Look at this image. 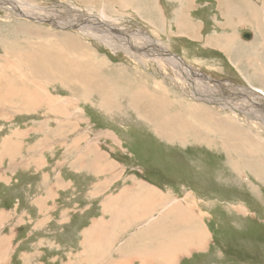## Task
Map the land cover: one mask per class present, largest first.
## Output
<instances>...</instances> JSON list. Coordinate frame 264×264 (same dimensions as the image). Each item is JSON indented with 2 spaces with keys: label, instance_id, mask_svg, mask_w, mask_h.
<instances>
[{
  "label": "rangeland",
  "instance_id": "obj_1",
  "mask_svg": "<svg viewBox=\"0 0 264 264\" xmlns=\"http://www.w3.org/2000/svg\"><path fill=\"white\" fill-rule=\"evenodd\" d=\"M32 1L41 7H50L49 10L53 12L61 8L68 25L58 26L47 20L31 18L30 13H21L22 9L19 8L22 7L16 9L12 4L7 5L0 0V264L70 263L64 262L67 256L70 261L73 254L69 252L70 247L66 244L72 245L70 241L78 239L69 235L76 232L84 221L78 219L62 223L66 217H63L64 211L66 214H74L73 207H70L74 195L71 190L58 188V183L62 181V168L57 165V153H62L69 141L75 139L76 133H80V138L93 136L105 137L107 142L112 140L108 142V150L115 159L123 163V170L127 171V175L131 172L143 175V168L156 169V177L160 179L152 180L157 181L171 196L169 200L162 197L163 205L160 206L163 213L160 211L156 214V236L158 239H168V242L158 244L156 251L164 243V247L169 250L181 248L180 245L186 243L187 234L191 243L198 238L196 243L200 244V234L188 228V223H198L193 216L184 214L171 217L168 224L163 221L166 219L163 216L177 210L180 201L185 199L188 209L193 212L196 210L199 218L207 216L209 242L203 251H195L196 247L185 246L184 249L191 248L178 256L191 249L194 252L185 256L180 264H264V176L261 173V161L255 158L250 163L241 162L242 165L236 166V161L244 157L223 145L222 132H205L204 135L208 134L211 138L205 141L196 137L201 129H183L180 132L181 139H170L159 135L154 128L156 121L178 111L186 116L184 119H190L197 124L196 118L202 109L207 111L203 125H207L209 114L216 118L231 117L233 121L235 116L242 131L252 129L264 139V124L254 119L255 116L248 109L251 106V110L255 112L257 109L254 106L261 104L258 110L264 113V92L259 91L263 94L261 98L255 91L249 90L251 87L264 90V87L236 80L231 85L228 78H225H233V70L228 69L229 67L209 69L200 63L192 64L191 60L188 61L182 55L173 54L167 38L162 37L156 28V12L151 13L149 23L141 12L138 13L141 18L132 13L111 12L108 9H112V6L102 0L99 4L97 0H77L81 2L79 4L71 0ZM161 14L162 16L158 13L157 21L164 28L165 17ZM103 15L110 23L107 20L99 22ZM84 25H94L97 30L108 27L110 33L114 34L111 37L116 40L121 39L119 36L130 37L133 30L137 34L150 36L148 41L153 48L151 50L157 51V48L164 47L168 52L163 50L156 55L167 61L161 60L160 68L155 59L141 61L135 55L127 54L125 50H114L95 38L96 35L83 34ZM112 29H115L114 32ZM120 29L125 30L123 32ZM161 31L165 32L164 29ZM64 33L65 36L76 33L83 40L81 43L88 45L89 54L83 55L84 58L78 56L73 49V55L68 59H77L75 63L91 70L99 77L98 81L82 82L70 78L69 74L63 79V75L58 77L54 72L45 74L33 71L28 66L17 68L20 64L19 59L14 57V51L23 49L22 52L36 51L40 55L43 49L40 47L42 37L48 35L60 38ZM41 57L44 58L43 55ZM174 57H179L187 64L186 70L192 67L208 77L210 83L215 84V87L219 86L221 94L245 93L243 99L233 95L224 97L232 102L231 105L239 106L240 111L233 113L209 98L198 100L188 85L181 82L182 66L174 65V69L169 66L171 58ZM68 68L72 69L70 66ZM141 82L146 83L145 88L148 86L153 96L159 94L158 98H165V107L156 108L155 117L149 119L143 115L153 111L154 107L150 103L139 105L142 115L132 105L134 92L136 87L140 88ZM11 88L15 91L11 92ZM104 99L114 101L115 107L104 106ZM252 121L256 124L252 125ZM34 123L43 126L32 129L31 125ZM28 129L32 132L26 134ZM139 135L142 136L137 137ZM58 136H64V140ZM123 137L126 141L121 145L120 138ZM68 149L72 150V147L67 148L66 152ZM42 155L41 162L36 163V158ZM32 158L36 164L29 169L27 166ZM16 168L17 173L14 172ZM69 170L72 171L71 168H66V171ZM65 174V180L72 176ZM143 176L149 179L147 174ZM162 195L169 196L165 193ZM77 216L81 218L76 213ZM115 238V246H121L123 238ZM88 239L86 248L98 241L101 243L95 247L98 250L106 245L100 237ZM60 243L63 245L60 246ZM73 247L82 250L77 240ZM86 252L87 250L84 251ZM74 256H79L75 264H105V261H109L106 257L96 262L91 261V256L79 252ZM248 256L250 257L246 258ZM204 260L206 262L202 263ZM167 261L176 264L174 259Z\"/></svg>",
  "mask_w": 264,
  "mask_h": 264
},
{
  "label": "crops",
  "instance_id": "obj_2",
  "mask_svg": "<svg viewBox=\"0 0 264 264\" xmlns=\"http://www.w3.org/2000/svg\"><path fill=\"white\" fill-rule=\"evenodd\" d=\"M99 1L97 0L98 4ZM102 1H106L107 5L112 6V9H108L111 12L132 13L140 18L138 13L141 12L142 16L147 17V21L150 19L151 13L156 12V28L162 37L167 38L166 41L175 51L169 48L173 54L182 55L188 61L191 60L192 64L199 65L200 63L209 69L229 67L228 69L233 70V78L229 76L225 78H228V83L231 85H234L236 81H244L264 87V0ZM71 2L81 3L77 0H71ZM158 13L161 16V13L164 14V28L159 26ZM145 26L148 28L147 25ZM150 26L152 25L150 24ZM161 29H164L165 32H162ZM214 61L216 63H210ZM42 126L40 123H34L31 128L37 129ZM30 132L32 130L28 129L26 134ZM79 136L80 133H76L75 139L72 138L71 141L67 139L68 146L63 148L61 154L59 151L57 153L59 158L57 165L62 168L60 171L62 181L58 183L60 185L58 188L59 190H71L74 195V201L70 205L74 209V214H66L64 211L63 217L65 215L66 217L63 218L62 223L78 219L84 221L81 222L83 225H80L81 227L76 232L69 235V237H78V239L70 241L72 245L66 244L70 247L69 252L73 254L70 261L68 256L67 258L63 257L66 258L64 262L75 264L79 256L74 255L79 252L93 257L95 262L104 256L109 259L105 264H156L157 262L158 264H170L171 262L168 263L167 258L159 259L156 258V255L154 256L156 246L162 244L163 241L168 242V239L162 240L156 236V214L160 211L163 213L162 197L165 200H169L171 197L156 183L157 181L152 180L153 178L160 179L156 177V169L145 170L143 168V175L147 174L149 179L138 172H131L127 175V171L123 170V163L115 159L111 151L108 150V142H112V140L107 142L105 137L80 138ZM130 137L127 136V138ZM58 138L64 140V136L62 138L58 136ZM125 141L124 137L121 138L120 144L123 145ZM69 147H72V150L68 149L66 152ZM42 157L43 155L36 158V163L41 162ZM33 159L27 168L30 169L33 166L35 163ZM66 168H71L72 171H66ZM14 172L17 173L18 168ZM65 173L72 174L70 177L73 180L71 178L65 180L67 177ZM161 192L169 196H164ZM116 207L120 211H117ZM189 208L191 209L190 206ZM76 213L81 218L76 217ZM196 213V210L193 212L192 209L191 211L188 209V204L184 199L180 201L177 210L163 216L166 218L163 220L166 224L171 222V217H180L184 214L193 216L198 222L193 223L194 225L188 223V228L190 231L195 230L200 234V244L196 243L198 238L191 243L190 236L187 234L186 243H182L181 248L169 250L164 247L161 250V253L166 255L172 252V259L176 264H180L185 256L194 252V249L178 256L179 253L186 252L191 247H196L195 251H203L209 242L208 218H206L207 216L199 218ZM89 237L93 239L100 237L104 239L106 245L98 250L94 246L90 247L91 243L86 248V239ZM115 237L123 238L121 246H115L117 244ZM76 240L81 244L82 250L73 247ZM100 244L99 241L94 243V245ZM62 245L60 243V246ZM185 246L191 247L184 249ZM85 250H87L86 253H84ZM157 250H160L159 247ZM150 255L152 257H149Z\"/></svg>",
  "mask_w": 264,
  "mask_h": 264
},
{
  "label": "bare ground",
  "instance_id": "obj_3",
  "mask_svg": "<svg viewBox=\"0 0 264 264\" xmlns=\"http://www.w3.org/2000/svg\"><path fill=\"white\" fill-rule=\"evenodd\" d=\"M1 2H4L7 5L12 4L13 6L16 7V9H17V7L18 8L22 7V8H19L20 10L22 9L21 13L24 12L25 15H28V13H30L29 17H31V18L34 17V19L36 18V19L47 20V21L54 23L58 26H65V25L67 26L68 25L67 22L63 18L61 8L58 9V11L54 10L55 12H53V11L49 10L50 7H46V8L41 7L40 5H37L36 3H34L32 0H1ZM47 18H49V19H47ZM105 20H107V18L104 15H103V18H99V22L100 21L104 22ZM107 21H108L107 23H110L109 20H107ZM112 23H114V22H112ZM107 28L97 30L94 25L93 26H88V25L85 26L84 25V27L82 29V33L83 34L96 35L95 38L101 40L102 42H104L105 44H107L108 46L113 48L114 50H116V49L125 50V52H127V54L135 55L141 61L143 59H149V60L155 59L156 62H158L159 64L161 63V60L167 61L164 57L162 59V57H160L159 55H156L157 52H160L163 50L167 51L164 47H161L160 49L157 48V51H156V49L151 50L153 48L151 47L150 42L148 41V37L150 38V36H146L144 34L143 35L137 34V32L135 30H133L132 31L133 33L130 37L129 36H127V37L119 36V38H121V39L116 40V39H113L111 37V35H114V34L110 33V31ZM114 30L112 29V32H114ZM120 30L123 31L125 29H120ZM79 38L80 37L77 36L76 33L75 34L74 33H68L66 36L64 33V36H61L60 38L59 37H51L48 35L45 37H42V40H40V41H42V43H41L42 45L40 47L43 49H42V53L40 55H37L38 52L36 53V51L22 52L23 49H19L18 51L16 50V52L15 51L13 52V54H15L14 57L19 59L18 63L20 65L17 66V68L21 69L24 66H28L31 69L33 68V71L34 70L35 71H41V72H44L45 74H47V72H50V73L54 72L57 74L58 77H61L63 75V79L66 78L67 75L69 74L70 78H72L74 80L76 78V80L78 79L79 81H82V82H86V81L87 82H93V81L95 82L96 80L98 81L99 77L95 76V74L91 70H86V69L80 67L77 63H75L77 59L76 60H69L70 56L73 55V53H72L73 49L76 50V52H77L76 54L78 56H83V55L89 54V50L87 48L88 45L87 46L83 45L81 43V42H83V40H80ZM36 44H35V46H38ZM33 50H36V49H33ZM21 52H22V54H20ZM17 54H19V56ZM42 55L44 56V58L41 57ZM166 55L169 56V53H166ZM170 55H172V54H170ZM37 56H40V58ZM172 56H174V55H172ZM83 58H84V56H83ZM108 63H110V62L108 61ZM174 65L177 67H179L180 65L182 66L181 72L183 73L182 74L183 79L181 82L183 84L188 85L189 89L191 90L193 95L198 100L209 98L210 100L215 101V103L218 104L219 106H221L225 109H229L233 113H238L240 111L239 106L231 105L232 102L227 101L224 97H226L228 95H233V96H239V98L243 99L246 96V95H244L245 93L232 92V94H227L226 92H222L223 94H221V91L219 90V86L215 87L214 86L215 84L210 83L209 78L206 77L205 75H203L200 71L194 70L192 67L191 68L189 67L190 70H186L187 64L184 63L182 61V59H180L179 57L171 58V64H169V66H171L174 69V67H173ZM69 66L72 69H69L68 68ZM103 67H104V65H103ZM159 67L161 68V64L159 65ZM106 68H107V66H106ZM11 71H12V69H11ZM24 71L25 70H23V72ZM4 72H5L4 74H6V71H4ZM26 72H27V70H26ZM0 76H2V75H0ZM15 82H16V80H15ZM15 82L13 81V83H15ZM139 86H140V88H137L135 86L137 90L134 92L135 96L132 98V105H134L136 107L138 114L142 115L141 110L139 109V107H140L139 105H141L143 103H150L154 107V109L152 112L145 113L143 115V117H145L146 119H149L150 117H155L156 108L159 109V108L165 107V98L164 97L158 98L159 94L153 96L151 91L149 90L148 86H147V89L145 88L146 83L144 84V82H141L139 84ZM241 87H240V89H241ZM258 89H255L253 87L249 88V90L255 91V93L257 94L258 97L263 98V94L259 93V91L264 92V90H262L260 88H258ZM196 90L198 93H196ZM242 90H248V89H242ZM14 91H15V89L11 88V92H14ZM89 91H90V88H89ZM240 94L242 96H240ZM103 105L110 107V108L115 107V103L112 100L111 101H108V100L105 101V99H104ZM249 105H252V104H249ZM252 106H254V105H252ZM259 106H262V105L259 104V105L254 106L257 109L255 112H253L251 110V106H248V109L250 110V114H253L255 116V117L253 116L254 119H256V120L258 119L261 124H264V113L261 112L260 110H258V109H260ZM206 113H207V111H204L202 109L199 111V117L196 118V122H198V123L196 124L190 119H184L186 116L183 115L182 111L175 112L174 114H170V115L160 119L159 121L155 122L154 125L156 128V132L159 135H162L164 137H168L170 139H181L182 138L181 133H180L181 130L198 128L201 130H198L196 137L199 139L205 140V141H209L211 139L210 135H208V134L222 132L224 134L223 135V145L227 149H230L234 152H237V153H239L240 156L242 155V157L245 158V159L243 158L242 160L240 159V161H236L235 165L240 166V165H242L241 162L247 164L256 158V159L260 160L262 163L261 166H262L263 171L261 173L264 176V139L261 137V135L259 133L254 132L252 129L247 130V131H242L241 126H240V124H238V120H237V118H235V116L233 117L235 121H233L231 117L223 116L222 118H216L214 115L209 114V116L207 118V121H208L207 125L208 126L203 125L202 121H206V119H205ZM253 124L255 125L256 123H254L252 121V125ZM262 127H263V125H262ZM205 132H207L208 134L204 135ZM142 203H145V202H142ZM125 205H126V203H125ZM142 208H144V207H142ZM146 208H147V206H146ZM117 211H120V210L118 209ZM120 213H122V212H120ZM119 216H121V215H119ZM114 218L116 219L117 217H114ZM113 225H115V224H113ZM204 231H206V230H204ZM114 236H115V234H114ZM89 239H90V237H89ZM88 244H90V243H88ZM93 246L96 247V245H92V247ZM164 246H165V243L163 244V246L161 245L159 251H156V252L154 251V253H155L154 256L156 255V258H159V259L160 258H167L166 260L172 259L173 258L172 252H170L167 255L165 253H161V250L164 248ZM173 250H175V249L173 248ZM103 257L104 256H102L101 258H103ZM101 258H99V259H101ZM90 260L94 261V258L91 257ZM114 260H116V259H114ZM92 263L93 262H91V264ZM95 264H97V263H95Z\"/></svg>",
  "mask_w": 264,
  "mask_h": 264
},
{
  "label": "flooded vegetation",
  "instance_id": "obj_4",
  "mask_svg": "<svg viewBox=\"0 0 264 264\" xmlns=\"http://www.w3.org/2000/svg\"><path fill=\"white\" fill-rule=\"evenodd\" d=\"M259 90V89H258ZM121 139V138H120ZM233 249H235V248H233ZM236 250V249H235Z\"/></svg>",
  "mask_w": 264,
  "mask_h": 264
}]
</instances>
